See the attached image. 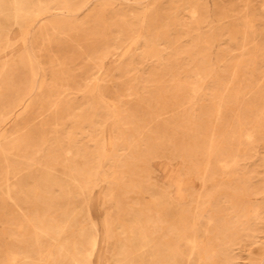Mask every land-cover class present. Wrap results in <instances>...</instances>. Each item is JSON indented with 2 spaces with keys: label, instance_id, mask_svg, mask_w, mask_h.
Listing matches in <instances>:
<instances>
[{
  "label": "rangeland",
  "instance_id": "obj_1",
  "mask_svg": "<svg viewBox=\"0 0 264 264\" xmlns=\"http://www.w3.org/2000/svg\"><path fill=\"white\" fill-rule=\"evenodd\" d=\"M262 81L264 0H0V264H264Z\"/></svg>",
  "mask_w": 264,
  "mask_h": 264
},
{
  "label": "bare ground",
  "instance_id": "obj_2",
  "mask_svg": "<svg viewBox=\"0 0 264 264\" xmlns=\"http://www.w3.org/2000/svg\"><path fill=\"white\" fill-rule=\"evenodd\" d=\"M106 1V0H105ZM241 8V7H240ZM246 8V7H245ZM249 8V7H248ZM242 9V8H241ZM255 8H253V10H254ZM205 14V13H204ZM232 20H234V19H232ZM212 22V21H211ZM233 22V21H232ZM248 23V22H247ZM42 25V24H41ZM217 26V25H216ZM82 28V27H81ZM214 28V27H213ZM212 28V29H213ZM40 29H41V27H40ZM237 30H239V29H237ZM199 33V32H198ZM209 35V34H208ZM44 38V37H43ZM45 39V38H44ZM41 40V39H40ZM43 40V39H42ZM205 41V40H204ZM244 41H245V39H244ZM247 41H248V39H247ZM34 42H36V41H34ZM39 42V41H38ZM205 43V42H204ZM175 47V46H174ZM37 48V47H36ZM146 51V50H145ZM252 53V52H251ZM189 57V56H188ZM255 57V56H254ZM211 58V57H210ZM262 59V58H261ZM180 67V66H179ZM236 67V66H235ZM235 67H233V69L235 68ZM153 68V67H152ZM60 70V69H59ZM235 70V69H234ZM156 71V70H155ZM234 72V71H233ZM209 73V72H208ZM153 75V74H152ZM235 75V74H234ZM231 76V75H230ZM239 76V75H238ZM243 76V75H242ZM249 76V75H248ZM247 75H246V77H248ZM233 77V76H232ZM233 78H236V77H233ZM239 78V77H238ZM238 78H236V79H238ZM242 79H244L243 77H242ZM248 79V78H247ZM249 80V79H248ZM245 81V80H244ZM237 82V81H236ZM202 83V82H201ZM261 83V82H260ZM264 82L262 81V84H263ZM233 84V83H232ZM238 84V83H237ZM241 84V83H240ZM243 84V83H242ZM260 85V84H259ZM229 86H231V85H229ZM227 89V88H226ZM129 90V89H128ZM164 90V89H163ZM228 91V90H227ZM241 92V91H240ZM235 93V92H234ZM224 94V93H223ZM97 97H98V95H97ZM222 98V97H221ZM221 98H219V99H221ZM255 98V97H254ZM260 98H261V96H260ZM167 100V99H166ZM222 100V99H221ZM223 101V100H222ZM221 101V102H222ZM253 101V100H252ZM219 104V103H218ZM221 104V103H220ZM219 104V105H220ZM252 104V103H251ZM262 104H264V103H262ZM222 105H223V102H222ZM255 108V107H254ZM67 109V108H66ZM229 109H231V108H229ZM234 109V108H233ZM69 110V109H68ZM228 110V109H227ZM259 110V109H258ZM220 111H221V109H220ZM68 113V112H67ZM262 113H264V112H262ZM65 114V113H64ZM71 114V113H70ZM216 117H217V115H216ZM261 117V116H260ZM58 119V118H57ZM252 120V119H251ZM240 121V120H239ZM255 124V123H254ZM256 128V127H255ZM263 129V128H262ZM217 130V129H216ZM255 131V130H254ZM213 135V134H212ZM218 136V135H217ZM241 138V137H240ZM248 140V139H247ZM222 143V142H221ZM244 146V145H243ZM214 147V146H213ZM247 147V146H246ZM209 149V148H208ZM232 150V149H231ZM246 150V149H245ZM244 150V151H245ZM247 151V150H246ZM245 153V152H244ZM208 156H210V154L208 155ZM239 158H241V157H239ZM182 160V159H181ZM180 161V160H179ZM56 162V161H55ZM235 162H237V161H235ZM54 163V162H53ZM183 163V162H182ZM55 165V164H54ZM56 165H57V163H56ZM63 165V164H62ZM222 165V164H221ZM64 166V165H63ZM62 166V167H63ZM66 166V165H65ZM210 166V165H209ZM69 167V166H68ZM180 167V166H179ZM218 167V166H217ZM57 168V167H56ZM49 169V168H48ZM47 169V170H48ZM62 169H64V171H65V168H62ZM207 169V168H206ZM66 170H67V168H66ZM191 170V169H190ZM190 170H188V171H190ZM60 171V170H59ZM222 171V170H221ZM60 172H62V171H60ZM60 172H58V173H60ZM89 174L91 173L90 171L88 172ZM72 174V173H71ZM70 174V175H71ZM179 174V173H178ZM49 175V174H48ZM73 175V174H72ZM71 175V176H72ZM94 175V174H93ZM177 175V174H176ZM180 175H181V173H180ZM185 175V174H184ZM68 176V175H67ZM64 177V176H63ZM72 177H74V175L72 176ZM177 177V176H176ZM180 177V176H179ZM69 178V177H68ZM74 178H76V177H74ZM181 178H182V176H181ZM90 180V179H89ZM234 180V179H233ZM48 181V180H47ZM77 181V180H76ZM92 181V180H91ZM166 181V180H165ZM12 182V181H11ZM10 182V183H11ZM40 182V181H39ZM79 182V181H78ZM216 182V181H215ZM70 183V182H69ZM80 183V182H79ZM170 183H172V181L170 182ZM232 183V182H231ZM68 184V183H67ZM11 185H12V183H11ZM62 185H64V183L62 184ZM77 185V184H76ZM174 185H175V183H174ZM81 186V185H80ZM46 187V186H45ZM77 187V186H76ZM47 188V187H46ZM82 187H80V189H81ZM175 188V187H174ZM56 189V188H55ZM46 190V189H45ZM48 190V189H47ZM174 190V189H173ZM8 191V190H7ZM47 194H48V192H47ZM163 194V193H162ZM5 195H7L6 193H5ZM9 195V194H8ZM53 195V194H52ZM182 197V196H181ZM185 197V196H184ZM8 198V197H7ZM166 198V197H165ZM172 198H174V197H172ZM175 199V198H174ZM178 199V198H177ZM182 200L184 199V198H181ZM201 199V198H200ZM53 200V199H52ZM158 200V199H157ZM165 200V199H164ZM164 202V201H163ZM54 204V203H53ZM141 208H143L142 206H141ZM145 208V207H144ZM153 208V207H152ZM30 210V209H29ZM9 211V210H8ZM144 211V210H143ZM171 212H174V211H172L171 210ZM22 213V212H21ZM148 213V212H147ZM76 214V213H75ZM77 215H78V213H77ZM174 215H175V213H174ZM223 215V214H222ZM23 216H25V215H23ZM73 216H74V214H73ZM177 216V215H176ZM220 216V215H219ZM194 217V216H193ZM25 218V217H24ZM197 218V217H196ZM26 219V218H25ZM144 219H145V216H144ZM67 221L68 220H70V216L66 219ZM196 222V221H195ZM70 225V224H69ZM24 227V226H23ZM22 227V228H23ZM131 227H133V229H132V242H133V244H134V249H135V253L136 254H138V253H140L142 250H143V248H144V246H145V244H144V240H143V238H142V227H140L139 225H137V224H133ZM27 228V227H26ZM30 228V227H29ZM33 229H35V228H33ZM31 230V229H30ZM61 231V230H60ZM59 231V232H60ZM35 232V231H34ZM70 236V235H69ZM160 236V235H159ZM194 236H196V235H194ZM50 238V237H49ZM89 239H90V245H91V250H90V252H89V256L90 257H92L93 256V254H94V251L96 250V249H98L101 245H100V241H101V233L99 232V229L98 228H95L94 229V231L92 232V234L90 235V237H89ZM194 242V241H193ZM5 244V243H4ZM198 244V243H197ZM3 245V244H2ZM195 245V244H194ZM193 250H194V248H193ZM64 251H65V249H64ZM192 254V253H191ZM203 256V255H202ZM37 257V256H36ZM111 257H112V255H111ZM29 258V257H28ZM42 261V260H41ZM22 262V261H21ZM179 263H180V260H179Z\"/></svg>",
  "mask_w": 264,
  "mask_h": 264
}]
</instances>
